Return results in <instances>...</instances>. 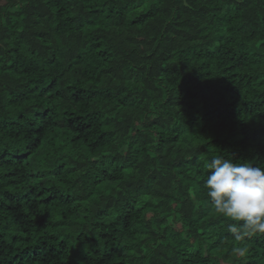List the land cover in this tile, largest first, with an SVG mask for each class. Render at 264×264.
I'll return each instance as SVG.
<instances>
[{
  "label": "trees",
  "instance_id": "16d2710c",
  "mask_svg": "<svg viewBox=\"0 0 264 264\" xmlns=\"http://www.w3.org/2000/svg\"><path fill=\"white\" fill-rule=\"evenodd\" d=\"M221 155L264 165V0H0V264H264Z\"/></svg>",
  "mask_w": 264,
  "mask_h": 264
},
{
  "label": "clouds",
  "instance_id": "9594fccd",
  "mask_svg": "<svg viewBox=\"0 0 264 264\" xmlns=\"http://www.w3.org/2000/svg\"><path fill=\"white\" fill-rule=\"evenodd\" d=\"M203 186L217 214L227 218V225L237 241L264 234V165L251 161L236 162L224 156H213L205 162ZM246 246H233L237 260L245 258Z\"/></svg>",
  "mask_w": 264,
  "mask_h": 264
}]
</instances>
